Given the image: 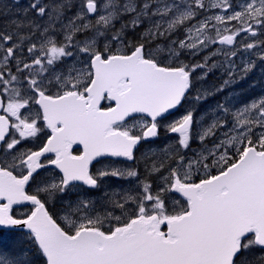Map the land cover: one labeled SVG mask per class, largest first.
<instances>
[{
  "label": "snow or ice",
  "instance_id": "snow-or-ice-1",
  "mask_svg": "<svg viewBox=\"0 0 264 264\" xmlns=\"http://www.w3.org/2000/svg\"><path fill=\"white\" fill-rule=\"evenodd\" d=\"M73 7L30 0L13 30H0V264H264V254L250 256L264 253V97L237 107L230 94L207 127L193 110L164 124L190 102L197 70L200 80L224 69L218 93L257 67L237 65L241 50L264 63V0H82L69 16ZM181 29L184 38L172 39ZM242 33L253 42L237 46ZM216 44L233 46L220 63L208 65L219 48L201 63L181 61ZM139 114L149 122L138 125ZM41 121L46 142L20 151L42 134ZM161 129L177 134L176 145L149 149L143 171L93 169L105 156L136 162ZM49 166L58 178H40ZM113 177L129 186L94 198ZM176 194L185 203L169 211Z\"/></svg>",
  "mask_w": 264,
  "mask_h": 264
},
{
  "label": "rangeland",
  "instance_id": "rangeland-1",
  "mask_svg": "<svg viewBox=\"0 0 264 264\" xmlns=\"http://www.w3.org/2000/svg\"><path fill=\"white\" fill-rule=\"evenodd\" d=\"M78 2L73 3L74 7L72 8L71 11L68 12V15L71 16L75 11L78 10L79 5L82 3V0H77ZM235 3H240L242 2V0H236L234 1ZM28 4L26 3H22L21 6V12L22 9L26 8ZM238 10V9H237ZM222 10H217V9H211L210 11H208L206 14L207 15H215V14H220ZM29 15H31V13H29ZM237 22L233 21L232 24L229 25V27H231L232 25L236 24ZM120 27V26H119ZM137 36H140V34H137ZM238 42L236 43L237 46H239L240 44L243 43H251L253 42L252 39H249L248 37H245L244 35L238 36ZM184 35H183V29L180 30L179 32V37L177 40L179 39H183ZM259 39H264V37H258ZM255 39V38H253ZM211 48V47H210ZM207 49L201 53H199L198 55H195L194 57H197L198 59H201L203 61L205 56L210 55L211 52H214V49ZM232 48H223L221 49L222 51H228L231 50ZM258 50H253V53H255ZM220 54L213 56L209 61H208V65L211 66V64L215 61L217 63H220L221 61H223L224 59L219 58ZM236 60L237 65H240L241 63V59H253L256 60V64L257 67L251 72L249 73V75L247 76L246 79L244 80H240L238 83H235L234 85H232L231 87H228L227 89V93L225 95L229 96L230 94H235L233 97V103L239 107L243 104H247L249 103L251 100L254 99H258L260 97H264V63L260 64V61L258 59V57L253 54L251 56H249L248 53H244L242 50L241 52L238 53L237 57L234 58ZM197 63H201V62H197ZM211 76L215 75V74H219L217 75V78L219 79V81H223L224 76L227 75L224 72V69L221 68H217L214 69L212 72H210ZM200 70H198V76H200ZM206 77L203 79L199 80L198 83V87L197 89H199L201 91V93H207V99L206 100H201V101H196L194 99V97L196 95H198L199 93H197L196 95L193 96L192 101H195V105L192 107L193 111H197V121H200L201 118H203V126L207 127L208 124L211 123L213 117L210 115V112L212 109L215 108V106L220 103L219 101H212L209 102V98L211 95H213V93L215 92V90L217 88H219L220 86H215L210 80L212 79V77ZM249 79H254V81H249ZM255 84L254 87H252L251 85ZM235 86V89L233 91V87ZM138 125H142L144 123H147L145 119H136L135 121ZM226 129H221L220 131H225ZM219 134V133H218ZM163 137V138H162ZM162 139V140H161ZM160 142L155 144V145H151L148 146L147 148H145L144 150H141V152L138 154V158H137V162L134 165H130L128 167H123V168H136L139 167V169L141 171H143L144 168V157L145 155L148 154L149 149H151L152 151H158L159 149L163 148L165 145H167L169 148L174 147L176 145V140L177 137H173L171 135H169L168 133H166L163 130V133L161 134L160 137ZM209 146L211 145V141H206ZM192 149H198L200 147L199 143L193 142L192 144ZM120 167V166H118ZM122 168V167H121ZM153 180H156V177H152ZM111 184L109 186H107L105 189L103 190H107L109 188H113L116 190H119L121 188H127L128 182L125 180H121V179H117V178H109ZM102 195V192L95 196L94 198H98ZM173 196L170 197L169 202L171 204L172 207H174L175 209L177 208V204L173 203L172 201ZM180 204V203H179ZM183 205V204H180ZM6 238H11L10 235H5V239L3 240L4 243H7V239Z\"/></svg>",
  "mask_w": 264,
  "mask_h": 264
},
{
  "label": "flooded vegetation",
  "instance_id": "flooded-vegetation-1",
  "mask_svg": "<svg viewBox=\"0 0 264 264\" xmlns=\"http://www.w3.org/2000/svg\"><path fill=\"white\" fill-rule=\"evenodd\" d=\"M30 2V0H19V3L16 2V0H0V30H7V31H12L13 28L11 26L10 21L13 19H16L18 16H20L21 14V6L22 3H26L28 4ZM146 27V25L142 26L141 28L136 29L135 31H129V36L127 37L128 41L131 42H136L137 40H139L140 36H137V34H140L144 31V28ZM179 32L180 30L172 37V39H178L179 37ZM238 40V39H237ZM161 43H163V41H160ZM151 47L154 49L155 48V42L152 43ZM187 55V54H186ZM189 57H191L190 55H188ZM181 61L183 62L182 56H181ZM191 64H195V62L191 63ZM211 74H208V77H210ZM197 93L201 94V91L199 89H197V87L191 91L190 96H189V101L188 103H185V105L183 106V108L179 109V111L174 114L172 117H168L167 120L164 121V124L166 125L167 123L178 119L180 116H182L183 114H185L188 110H193L192 107L195 105V101H192V98L194 95H196ZM212 100L213 101H218L220 98V96L218 95H212ZM103 106L106 107V104L103 103ZM36 111H38L37 107H33L32 108V112L35 113ZM197 114L198 112L195 111L194 112V119H197ZM14 121V118H13ZM40 126L43 127V132L42 134L39 135L38 138H25L18 146L17 148L20 151H24V150H37L40 146H42L43 143L46 142L47 137L51 134V130L47 129L44 126V122H40ZM13 132L12 129H10V133ZM163 129H161L160 134H162ZM17 138H19L18 133H16ZM143 148L142 150H144L145 148L148 147V145H142ZM83 150V146L81 145L80 147H74L73 146V152L74 154H80V152ZM3 153H0V158L3 157ZM46 158L47 159H52L54 158V154H46ZM42 160H45V158H42ZM128 167L130 165H126L124 164V162H116V161H110V160H103V161H96L93 163V169H102L105 167ZM49 168H54L53 166H49L47 169H44L41 171L40 173V178H45V177H53V178H58L59 172L54 170V169H49ZM111 184L110 180L107 179L105 181V188L107 186H109ZM103 191V189L101 191H94L92 192V196L95 197L97 195H99L101 192ZM178 199H176L175 197H173L172 201L173 203H176ZM180 203V201H179ZM167 207L169 211H173L175 208L171 206L169 200L167 201ZM50 211L55 212H59L60 211V204H56L55 207L50 208ZM62 215V213H61Z\"/></svg>",
  "mask_w": 264,
  "mask_h": 264
},
{
  "label": "trees",
  "instance_id": "trees-1",
  "mask_svg": "<svg viewBox=\"0 0 264 264\" xmlns=\"http://www.w3.org/2000/svg\"><path fill=\"white\" fill-rule=\"evenodd\" d=\"M76 2H78L77 0H72V3H76ZM119 26H120V24L119 25H117L116 26V28H119ZM129 36V32L128 33H126V37H128ZM5 238H3L2 240H4ZM7 239V243H8V241L10 240V238H6ZM261 254H264V253H262L259 249H257V250H254L251 254H250V256H258V255H261Z\"/></svg>",
  "mask_w": 264,
  "mask_h": 264
},
{
  "label": "water",
  "instance_id": "water-1",
  "mask_svg": "<svg viewBox=\"0 0 264 264\" xmlns=\"http://www.w3.org/2000/svg\"><path fill=\"white\" fill-rule=\"evenodd\" d=\"M174 111V110H173ZM150 139H154V138H150Z\"/></svg>",
  "mask_w": 264,
  "mask_h": 264
}]
</instances>
